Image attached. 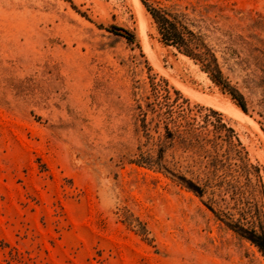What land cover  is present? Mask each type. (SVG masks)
<instances>
[{"label": "rangeland", "instance_id": "1", "mask_svg": "<svg viewBox=\"0 0 264 264\" xmlns=\"http://www.w3.org/2000/svg\"><path fill=\"white\" fill-rule=\"evenodd\" d=\"M140 2L0 0V264H264L225 224L264 232V140L147 9L264 135V0Z\"/></svg>", "mask_w": 264, "mask_h": 264}, {"label": "trees", "instance_id": "2", "mask_svg": "<svg viewBox=\"0 0 264 264\" xmlns=\"http://www.w3.org/2000/svg\"><path fill=\"white\" fill-rule=\"evenodd\" d=\"M147 6V5H146ZM154 22L157 25L158 32L161 37L162 43L168 47L175 48L179 53L191 58L195 62L202 66V69L209 75L211 80L222 88L224 92H228L238 107L246 114H248L247 105L243 96L234 89L224 78L222 69L219 65L218 59L214 52L209 48L205 41L196 35L189 27L183 24V22L177 17L173 16L167 11L162 9H154L147 6ZM117 34H126V38L132 42L134 40L133 35L128 32L113 28ZM139 164H143L139 162ZM200 196L201 193L198 188L191 187ZM227 227L235 232L238 236L249 240L254 244L259 251L264 255V232H258L256 230L249 231L238 223H227Z\"/></svg>", "mask_w": 264, "mask_h": 264}, {"label": "bare ground", "instance_id": "3", "mask_svg": "<svg viewBox=\"0 0 264 264\" xmlns=\"http://www.w3.org/2000/svg\"><path fill=\"white\" fill-rule=\"evenodd\" d=\"M137 8L140 10V12H144V8L140 2V0H134ZM142 16V15H141ZM142 36L144 38V43L147 49H149V45L147 43V35H146V27L143 25L142 26ZM219 95V94H218ZM222 96V95H221ZM217 100H221L224 105L227 107V109L233 111L236 113L238 119H240V121H244L247 124L250 125V127L257 132L262 139L264 140V135L262 134L259 125L248 115H246L240 108H238L235 104H233L232 102L228 101V100H222L219 96L215 97Z\"/></svg>", "mask_w": 264, "mask_h": 264}]
</instances>
